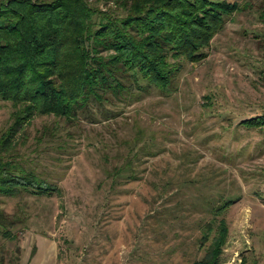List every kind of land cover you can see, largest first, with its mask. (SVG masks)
Masks as SVG:
<instances>
[{"label": "rangeland", "instance_id": "obj_1", "mask_svg": "<svg viewBox=\"0 0 264 264\" xmlns=\"http://www.w3.org/2000/svg\"><path fill=\"white\" fill-rule=\"evenodd\" d=\"M233 1V0H232ZM239 9L172 84L137 77L75 117L35 114L14 157L54 185L0 195L5 264H264V0ZM124 13L115 0H92ZM13 106L0 97V133Z\"/></svg>", "mask_w": 264, "mask_h": 264}, {"label": "trees", "instance_id": "obj_2", "mask_svg": "<svg viewBox=\"0 0 264 264\" xmlns=\"http://www.w3.org/2000/svg\"><path fill=\"white\" fill-rule=\"evenodd\" d=\"M115 1L122 15L92 0H0V97L13 106L0 133V195L54 189L14 157L16 134L35 114L75 117L138 76L169 86L180 69L170 58L202 60L225 17L239 9L234 0ZM242 122L261 125L264 114ZM14 223L0 208V234L12 237ZM226 232L222 221L211 253L192 264H218Z\"/></svg>", "mask_w": 264, "mask_h": 264}]
</instances>
